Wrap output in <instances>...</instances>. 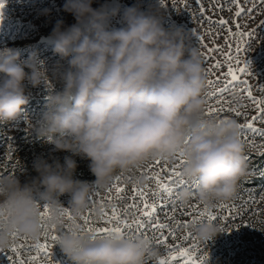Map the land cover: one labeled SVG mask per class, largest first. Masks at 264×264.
Segmentation results:
<instances>
[{
    "label": "clouds",
    "instance_id": "obj_1",
    "mask_svg": "<svg viewBox=\"0 0 264 264\" xmlns=\"http://www.w3.org/2000/svg\"><path fill=\"white\" fill-rule=\"evenodd\" d=\"M63 8L75 22L59 19L52 28L51 43L60 59L51 68L38 51L22 58L19 49L0 50V121L24 112L30 99L26 81L43 84L49 89L45 110L30 126L57 151L71 153L63 161L38 155L32 161L37 174L24 180L0 173V250L11 246L14 234L41 238L45 222L63 228L67 216L60 196L70 195L72 214L79 217L94 190L110 188L120 174L146 183L138 169L181 151V173L197 183L179 187L177 203L212 207L233 198L248 168L241 123L230 115L206 114L208 76L194 31L166 27L160 0L147 7L140 0L132 5L65 0ZM114 17L121 26L113 25ZM53 80L62 86L54 88ZM75 156L89 160L94 180L76 176ZM45 204L48 214L42 217ZM192 230L201 241L225 231L221 222L208 219ZM56 243L72 264H147L162 255L144 234L92 238L66 228Z\"/></svg>",
    "mask_w": 264,
    "mask_h": 264
},
{
    "label": "rangeland",
    "instance_id": "obj_2",
    "mask_svg": "<svg viewBox=\"0 0 264 264\" xmlns=\"http://www.w3.org/2000/svg\"><path fill=\"white\" fill-rule=\"evenodd\" d=\"M137 2L138 0H120L123 5H132ZM140 2L142 6L147 7L151 0H140ZM64 3L65 0H0V4H2L0 6V50L19 49L22 58H26L35 50L38 51L41 60L49 68L52 67L60 59L59 55L54 52L51 43L52 28L59 19H63L67 25L75 22L73 15L64 10ZM160 4L163 7V23L166 27L180 25L194 31L196 36L194 42L200 48L208 81L219 80V83L212 87L207 84L205 93L226 86L231 79L226 75L229 65L234 69L247 65V71L243 73L237 71V75L240 80L247 81L256 97H264V89H262L264 86V23H262L264 22V3L262 0H238V4L235 0H160ZM241 7L248 11H244L238 16L237 12ZM45 9H50V11L46 12ZM221 20H226L227 23L222 25ZM112 22L115 26L122 24L118 17H114ZM239 32L250 33V35L243 37V43L239 44L242 50L237 55L235 48L239 40ZM252 43H256L255 48L251 47ZM211 49L216 50L211 51ZM227 53H231L233 59H226L225 54ZM217 61L221 62V67L209 71ZM3 77L4 74L0 73V82ZM26 84V93L30 99L29 103L24 106V112L18 119L6 121L4 125L8 126L0 124V132H3V127L6 129L9 126L11 132V136L8 138L0 139V173H16L22 180L30 177L31 173L28 168L32 167V161L38 156L30 158L28 155L31 149L28 145L31 140H39L42 147L38 148V154L39 152L46 153L50 159L58 157L63 161L66 154H71L63 150L57 151L52 143L45 142L44 138L40 137L30 126L39 120L45 110L46 99L43 98H46L49 89L43 84L36 87L27 81ZM61 86V83L58 85L53 83L54 88L58 89ZM244 87V84L231 87L223 95H218L215 100H209L205 96L206 111L209 107L221 109L216 114L230 115L237 119L241 125H246L252 117L258 115V109L245 93H241L240 89ZM229 108H234L242 114L236 115L235 112L228 111ZM254 124L256 128L264 129V120L257 118ZM16 133L20 134L15 139ZM241 139L246 146L247 172L241 177L238 190L233 198L217 201L214 206L209 207L215 210L213 220L221 222L225 231L208 241H201L192 228H177L174 234H169L168 230L164 229L168 240L166 244H157L162 252L160 258L167 256L169 251L175 250L169 248L171 245H176L178 248L188 247L195 243L194 252L197 258H203L202 264H243L244 262L246 264H264V245L260 244L261 240L258 237H253L256 232L255 228L258 225H264V175H260L261 170H264V136H261L259 132L253 133L251 130L245 129L243 132L241 131ZM18 148L21 149L19 153ZM75 158L81 157L75 156ZM165 163H169L171 166L172 163H178V161L166 162L161 159V163L157 165L154 159L138 169L137 174L147 176V182L143 184L135 183L131 174L118 175L119 180L114 179L110 188L93 191L89 197V205L82 214L87 215L91 209L95 223L105 226V221L98 218L97 212L101 208L111 211L115 207L121 217L124 218L126 214L128 218L125 219L132 222L134 219L140 218V214L145 211L143 197H135V194L138 193L134 189L140 188L147 194L149 203L157 204L156 215L160 218L159 222L170 224L173 217L177 221L189 219L190 217L181 215L182 211L186 210V206L199 203L203 207V204L193 201L182 208L181 204L177 202L174 204L172 200L162 199L164 194H160V196L154 194L157 191V185L153 175L163 169ZM181 168H177V170L181 171ZM76 176L82 180H94L86 179L80 175ZM117 184L123 189L119 193L115 191L114 187ZM109 189L112 190L109 191ZM109 196L112 197L111 200H108ZM60 200L66 208L70 207L69 194L60 196ZM220 203L234 205L231 209L232 214L229 215L226 212L224 215H220L217 207ZM123 209L127 211L125 212ZM78 222L83 223L82 219H79ZM66 228L67 223L63 228H57L56 234L59 235ZM189 231L192 232L193 239H184ZM144 232H147L148 236L152 238L151 228L146 227ZM144 232L140 234H144ZM155 235L159 236V233L157 232ZM21 236L23 235L21 234ZM45 239L49 242L50 252L41 255L40 264H48L49 260L52 264H72L59 244L51 241L50 236L43 235L35 240L29 237L23 242L25 245H35L38 242L42 243ZM20 242L21 239L18 237L12 241L8 249L0 250V264H13L14 260L27 259L29 255L27 247L22 256H17L12 251V246L18 245ZM257 246L263 250V253L256 255L253 252ZM31 255H35L34 250ZM238 258L240 259L237 260ZM147 264H159V260L149 259ZM175 264H183V258L177 257Z\"/></svg>",
    "mask_w": 264,
    "mask_h": 264
},
{
    "label": "snow or ice",
    "instance_id": "obj_3",
    "mask_svg": "<svg viewBox=\"0 0 264 264\" xmlns=\"http://www.w3.org/2000/svg\"><path fill=\"white\" fill-rule=\"evenodd\" d=\"M235 2L238 4V0H235ZM262 3H264V0H262ZM175 4V2H174ZM2 6V4H0ZM201 8L203 6L201 5ZM244 11H248L247 9H243L242 7L239 8L237 15H241ZM203 14V10H202ZM220 23L226 24V20H221ZM264 23V22H262ZM239 25L237 24V28ZM231 30V29H229ZM245 35H250V33L245 34L244 32H239L238 37L239 40L237 41V46L235 48V52L237 55L242 50L239 46L240 43H243V37ZM203 39L202 37L200 38ZM216 49H211V51H215ZM226 59H233L231 53L225 54ZM237 63H239L237 61ZM221 67V62L217 61V63L212 66L209 71L214 70L215 68ZM237 71L240 73H243L247 71V65L242 68L234 69L231 65L228 66V73L226 75L230 76V81L227 82L226 86L224 88H216L210 93H205V96L209 100H215V98L218 95H223L225 92L228 91L229 88L238 86L239 84H244L245 87L240 89L241 93H245L247 98L251 100L258 109V115L256 117H252L246 125H241V131L243 132L245 129L251 130L253 133L259 132L261 136H264V129H258L255 127L254 121L259 118L261 120H264V97L258 98L256 97L252 90L251 86L248 85L247 81L240 80L239 76L237 75ZM219 83V80H209L208 85L209 87H212L213 85ZM262 89H264V86H262ZM221 109H217L214 107H209L206 114H216ZM228 111L235 112L236 115H241L242 113L236 111L234 108H229ZM191 137H189L190 139ZM162 160L168 162L170 160L178 161V163H172L171 166H169V163H165L164 168L161 169L159 172L154 173L153 178L156 181L157 185V191L154 193L157 196H160V194H164L161 198L166 200H172V202L175 204V195L176 191L179 187L184 186L186 184L195 185L197 181L195 180H185L181 171H178L177 168L182 167L184 164V153L178 152L175 157L171 159H164ZM161 159H155V163L159 165L161 163ZM260 175H264V170H261ZM117 181L119 180V176L115 178ZM115 191L117 193L121 192L123 189L117 184L114 186ZM112 189H109L111 191ZM136 193L140 197H143V205L145 211H143L140 214V218L134 219L132 222H129L127 219L122 218L121 215L118 213L115 207L111 209V211H105L103 208L102 214L98 217L99 219H102L105 221V226H99L95 223V218L92 215V210L90 209L87 215L81 214L79 217H75L72 214L71 208H64L63 211L67 216V229L72 228H78L83 230L84 232L90 234L92 238H98L102 237L106 234L111 233H119L122 235H133V234H140L141 232H144L146 227L151 228L153 236L152 240L156 244H166L168 240V236L164 234V229H167L169 234H174L177 228H185L190 229L192 228V225L200 222L204 219L213 220L214 219V209H210L207 205H203L201 207L199 203L197 204H190L186 206V210L182 211L181 215L190 217L189 219L183 220V221H177L175 217L172 218V222L170 224H165L159 222L160 218L157 213V204L156 203H149L147 194L144 192L143 189L136 188L134 189ZM112 197L109 196L108 200H111ZM93 204H95V201H93ZM181 207H185L184 204H181ZM220 215H224V213H228L231 215V209L234 207V205H228L225 203H220L218 206ZM49 208L48 204L44 205L45 211L42 212V217L47 216V209ZM146 218V219H145ZM82 219L83 223H79L78 220ZM155 220L156 222L153 223L152 221ZM44 235L45 237L51 238V241L56 242L58 239V234H56L57 227L55 225H49L47 222L44 223ZM126 229V231H125ZM159 233V236H156V233ZM144 235L148 236L147 232H144ZM21 239V242L17 245L14 244L12 246V251L17 256H22L25 248L27 247L29 255L27 259L21 258L19 260H14L13 264H40V257L44 254H49L50 252V245L47 239H45L42 243L38 242L35 245H25L23 241L28 240L29 237L26 235L21 236V234H14L13 240L15 241L17 238ZM184 239H193V234L191 231L187 232L184 236ZM196 245L193 243L191 246L188 247H178L176 245L169 246L170 249H175L169 251L167 256H164L159 259V264H175V261L177 257L183 258V264H202L203 258H197L194 252ZM35 251V255H31L32 251ZM48 264H52L51 260H49Z\"/></svg>",
    "mask_w": 264,
    "mask_h": 264
},
{
    "label": "trees",
    "instance_id": "obj_4",
    "mask_svg": "<svg viewBox=\"0 0 264 264\" xmlns=\"http://www.w3.org/2000/svg\"><path fill=\"white\" fill-rule=\"evenodd\" d=\"M65 63H66V61H65ZM51 68V67H50ZM52 83H55L56 85H58V84H60V82H58V81H55V80H53V82ZM43 99H46V98H43ZM0 124L2 125L3 124V126H8V125H4V124H6V121H0ZM9 129H10V126L9 127H7L6 129H5V127H3V132H0V139H2V140H4V139H6V138H8L9 136H11L10 134H11V132L9 131ZM19 134L20 133H16L14 136H15V139L17 138V136H19ZM39 140H31L30 142H29V145H28V147H30L31 149H30V151L28 152V155L30 156V158H33L34 156H36V155H41V154H43L45 157H48L47 155L48 154H44V153H41V152H39V154H38V148H41L42 146H41V144H39V142H38ZM18 150V153L21 151V149L20 148H18L17 149ZM18 153H16V154H18ZM15 157H19V156H15ZM37 157V156H36ZM17 159V158H16ZM75 159H77V158H75ZM62 160V159H61ZM77 161H78V168H77V170H76V175H80L81 177L83 176L84 178H86V179H90V178H92V179H95V176H94V174L90 171V169H89V167H88V164H89V160L88 159H86V158H78L77 159ZM27 167V166H26ZM28 169H30V176H35L37 173L32 169V167L31 166H29V168ZM136 196V198H138L139 197V195L138 194H135ZM138 195V196H137ZM123 211H127V210H124L123 209ZM125 212L123 213V215L125 214ZM123 218V217H122ZM124 218H128V216H126V214H125V216H124ZM256 229V232L253 234V237H258L261 241V245H264V225L262 224V225H258V227L257 228H255ZM253 252L254 253H256V255H258V254H260V253H263V250H261L260 248H258V246L256 247V249H254L253 250ZM255 255V256H256ZM240 258H238L237 260H239ZM243 264H246V262H244Z\"/></svg>",
    "mask_w": 264,
    "mask_h": 264
}]
</instances>
